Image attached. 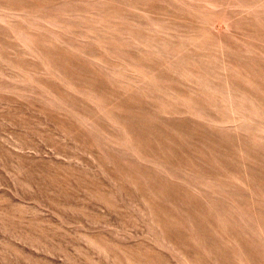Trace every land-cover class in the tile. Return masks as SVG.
<instances>
[{
    "label": "rangeland",
    "instance_id": "374dc122",
    "mask_svg": "<svg viewBox=\"0 0 264 264\" xmlns=\"http://www.w3.org/2000/svg\"><path fill=\"white\" fill-rule=\"evenodd\" d=\"M0 264H264V0H0Z\"/></svg>",
    "mask_w": 264,
    "mask_h": 264
},
{
    "label": "bare ground",
    "instance_id": "6f19581e",
    "mask_svg": "<svg viewBox=\"0 0 264 264\" xmlns=\"http://www.w3.org/2000/svg\"><path fill=\"white\" fill-rule=\"evenodd\" d=\"M181 257V256H180Z\"/></svg>",
    "mask_w": 264,
    "mask_h": 264
}]
</instances>
